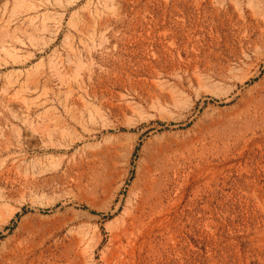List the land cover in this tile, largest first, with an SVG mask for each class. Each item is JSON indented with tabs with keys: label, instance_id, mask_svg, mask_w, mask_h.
<instances>
[{
	"label": "rangeland",
	"instance_id": "374dc122",
	"mask_svg": "<svg viewBox=\"0 0 264 264\" xmlns=\"http://www.w3.org/2000/svg\"><path fill=\"white\" fill-rule=\"evenodd\" d=\"M0 264H264V0H0Z\"/></svg>",
	"mask_w": 264,
	"mask_h": 264
},
{
	"label": "bare ground",
	"instance_id": "6f19581e",
	"mask_svg": "<svg viewBox=\"0 0 264 264\" xmlns=\"http://www.w3.org/2000/svg\"><path fill=\"white\" fill-rule=\"evenodd\" d=\"M234 80V79H233ZM243 82V81H242Z\"/></svg>",
	"mask_w": 264,
	"mask_h": 264
}]
</instances>
